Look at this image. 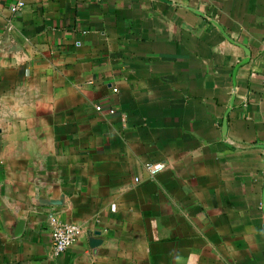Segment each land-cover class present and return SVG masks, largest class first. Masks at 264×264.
<instances>
[{
    "label": "crops",
    "instance_id": "obj_1",
    "mask_svg": "<svg viewBox=\"0 0 264 264\" xmlns=\"http://www.w3.org/2000/svg\"><path fill=\"white\" fill-rule=\"evenodd\" d=\"M263 74L264 0H0V264H264Z\"/></svg>",
    "mask_w": 264,
    "mask_h": 264
},
{
    "label": "built area",
    "instance_id": "obj_2",
    "mask_svg": "<svg viewBox=\"0 0 264 264\" xmlns=\"http://www.w3.org/2000/svg\"><path fill=\"white\" fill-rule=\"evenodd\" d=\"M23 4L21 2L17 3L12 7L11 11L15 12L19 10ZM261 86L264 88V74L261 78ZM100 108H97L99 111ZM113 114L114 111H109ZM163 164H156L147 167L149 174L153 175L161 171ZM50 225V235H51V249L54 256H59L66 252L74 243L79 229L76 225L65 224L58 221L56 218H51L49 221Z\"/></svg>",
    "mask_w": 264,
    "mask_h": 264
},
{
    "label": "water",
    "instance_id": "obj_3",
    "mask_svg": "<svg viewBox=\"0 0 264 264\" xmlns=\"http://www.w3.org/2000/svg\"><path fill=\"white\" fill-rule=\"evenodd\" d=\"M247 54V53H246ZM248 57H249V55H248ZM249 62V59H246V60H244L240 65H242V64H246V63H248ZM225 129V125H223V130ZM262 209H263V211H264V190H263V195H262Z\"/></svg>",
    "mask_w": 264,
    "mask_h": 264
}]
</instances>
